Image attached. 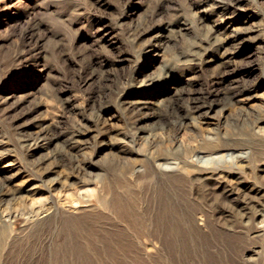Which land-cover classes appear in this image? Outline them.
<instances>
[{
	"label": "rangeland",
	"instance_id": "374dc122",
	"mask_svg": "<svg viewBox=\"0 0 264 264\" xmlns=\"http://www.w3.org/2000/svg\"><path fill=\"white\" fill-rule=\"evenodd\" d=\"M255 117L264 0H0V264H264Z\"/></svg>",
	"mask_w": 264,
	"mask_h": 264
},
{
	"label": "bare ground",
	"instance_id": "6f19581e",
	"mask_svg": "<svg viewBox=\"0 0 264 264\" xmlns=\"http://www.w3.org/2000/svg\"><path fill=\"white\" fill-rule=\"evenodd\" d=\"M231 23V22H230ZM234 25V24H233ZM171 26V25H169ZM166 30H168V28H165ZM169 32H171V30H169ZM172 33V32H171ZM226 37V36H225ZM156 46L154 44L151 45V49H154ZM223 63V62H222ZM263 73V71H262ZM220 82H221V79H220ZM220 82H217V83H220ZM149 85H151V83L149 84H146V86L148 87ZM250 90L247 89V87L243 88L242 90H240L238 93H234L233 96H240V97H244V96H249L250 94ZM205 98V97H204ZM203 96H202V99H204ZM190 101H194L196 98H192V97H189ZM199 98H197L198 100ZM195 100V101H197ZM227 103H230L231 101V97L228 96L227 99H226ZM246 100V98H245ZM244 101V100H243ZM148 104H151L149 101H144V100H141L139 99L138 101H136L135 103H133V108H136L138 110H142V109H147V105ZM178 107L177 104H174V105H167L166 106V109H167V112H172V113H176V108ZM193 108H194V111H192L193 113H196L198 114L199 112L205 110V114L212 109V104L210 102H202L201 104H197L195 103L193 105ZM188 110V109H187ZM191 112H189V114H185L183 116H177L176 118V123L174 125H179V126H182L183 125V119H191L193 117L190 116ZM149 114L146 113V114H143L141 118H144L146 116H148ZM168 115V114H167ZM253 117V116H252ZM242 120H245V118H248V117H241ZM254 118V117H253ZM255 121L254 124H261L262 126L260 127H257L258 129L262 130L263 126H264V118H259V117H255ZM172 120V119H171ZM241 120V121H242ZM250 123V122H249ZM247 123V125L249 124ZM165 125V124H163ZM251 125V124H250ZM177 126V127H179ZM172 127V126H171ZM174 128V126H173ZM150 135V134H148ZM249 136V135H248ZM152 137V136H151ZM205 145H207V149L209 150V154L208 156H210L211 158H206L205 160H202L203 162H207V163H210V162H223L224 160L227 159V157H232V159H234L235 157V160L238 161L239 163L241 162L240 166L241 167H244V168H249V165L247 164L248 160L246 159V157H248V155H253L252 151H247L249 150L250 148L246 145L244 147L242 146H239V147H234V146H230L228 144H226L225 142H220V140L218 141V143H206ZM236 150H239V154L240 155H237V156H233L232 152H235ZM131 153V152H129ZM133 153V152H132ZM242 155H245L242 156ZM199 156V155H198ZM202 156V155H201ZM76 157V155H75ZM77 160V159H76ZM240 160V161H239ZM74 168L76 170H78V172H81V171H87V169H89L90 167V164L89 165H86V163H82L80 161H77L75 164H73ZM259 170L261 173H263L262 177H263V180H264V161H258V163L256 164V169L255 170ZM160 170H164V169H160ZM254 170V168H253ZM166 171V170H165ZM88 172V171H87ZM82 173V172H81ZM204 179H208V180H213L216 182V184L218 185V189L221 188L222 192H223V197L227 200H230L232 199V197L234 196L235 194V190L233 188V183H234V179L236 178H239V177H242V175L240 174V172L238 171H226V170H223V169H219V170H214L213 172H202L200 173ZM80 175V174H79ZM84 176V174H83ZM209 183V182H208ZM235 184H242L245 188L247 189H250L251 191H256L257 194L260 192V190L262 189L260 184L258 182H256V180L254 181H250V180H243L241 182H238ZM32 189V188H31ZM243 191V190H242ZM245 193V192H244ZM248 193V192H247ZM251 202V201H250ZM228 203V202H227ZM117 205H119V207H121V203L119 201H117L116 203ZM263 207H264V202L263 204H261ZM260 212V211H259ZM260 215V214H259ZM262 217V220H264V214H261L260 215ZM122 238V237H121ZM126 240V239H125ZM118 242V241H117ZM123 243V242H122ZM125 246V245H124ZM231 252V251H230ZM211 255H209L210 257ZM136 257H138V255H136ZM250 257V256H248ZM141 262V260H139ZM246 262H249L251 263L253 261L252 258H246L245 259ZM160 263V262H159ZM115 264V263H114Z\"/></svg>",
	"mask_w": 264,
	"mask_h": 264
}]
</instances>
